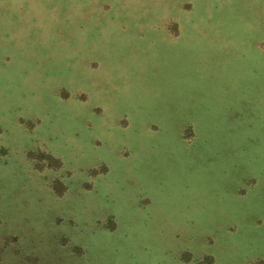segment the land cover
<instances>
[{
  "label": "rangeland",
  "instance_id": "374dc122",
  "mask_svg": "<svg viewBox=\"0 0 264 264\" xmlns=\"http://www.w3.org/2000/svg\"><path fill=\"white\" fill-rule=\"evenodd\" d=\"M262 37L264 0H0V264H264Z\"/></svg>",
  "mask_w": 264,
  "mask_h": 264
},
{
  "label": "trees",
  "instance_id": "16d2710c",
  "mask_svg": "<svg viewBox=\"0 0 264 264\" xmlns=\"http://www.w3.org/2000/svg\"><path fill=\"white\" fill-rule=\"evenodd\" d=\"M27 2H29V0H26ZM187 4H188V1H187ZM30 5V4H29ZM28 5V6H29ZM52 7V5L51 4H47L46 5V8H51ZM53 8V7H52ZM112 9L113 7H112V4H107V3H103L102 5H101V7H98V8H96L95 10H94V14L96 15V16H98L97 14L100 12V10L99 9H101V12L102 13H104V10L105 9ZM82 9V8H81ZM114 10L116 11V9L114 8ZM85 11H89V14L91 15V14H93L92 12H93V9H91V6H90V8L89 9H86ZM115 11H114V14L113 15H110V19H112V20H114V18L117 16L116 14H115ZM27 12V9L25 10L24 9V13H26ZM49 13H51L53 16H54V20L56 19V16H55V14L53 13V12H50V11H48ZM142 12L140 11V14H141ZM177 13V12H176ZM25 15V14H24ZM23 15V16H24ZM178 15V14H177ZM143 16V14H141L140 16H138V20H139V23L137 24V27L136 28H138V30H140V31H146V29L151 25L150 23H146V20H145V18H143L142 17ZM171 16V15H170ZM175 17V18H174ZM171 18V21H174V23L176 24V25H178V19L176 18V14H174L173 16H171L170 17ZM27 27H29V29L32 27V24H29ZM86 27V25H84L83 23H80L79 25H78V28H80V29H84ZM117 28L118 29H121V30H123L124 32L125 31H129L130 30V25H129V23L128 22H126L125 20H119V21H117ZM137 30V31H138ZM259 39H261V40H259V42H258V47H259V49H262V50H264V37H262V38H259ZM226 40H228V39H226ZM258 53V52H257ZM244 56L246 57V55L244 54ZM186 146H189L188 144H186ZM190 147V146H189ZM207 150H206V148H205V150H204V153L206 152ZM261 223V221H259V223L258 224H260Z\"/></svg>",
  "mask_w": 264,
  "mask_h": 264
},
{
  "label": "flooded vegetation",
  "instance_id": "af4514ba",
  "mask_svg": "<svg viewBox=\"0 0 264 264\" xmlns=\"http://www.w3.org/2000/svg\"><path fill=\"white\" fill-rule=\"evenodd\" d=\"M139 32H141V31L139 30ZM251 183H253V181L252 180H249L248 184L250 185Z\"/></svg>",
  "mask_w": 264,
  "mask_h": 264
}]
</instances>
